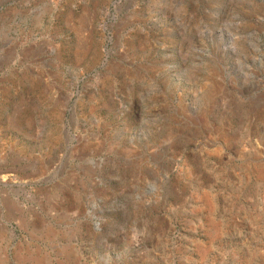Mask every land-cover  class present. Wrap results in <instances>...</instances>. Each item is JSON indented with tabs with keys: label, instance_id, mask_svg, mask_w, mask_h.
<instances>
[{
	"label": "rangeland",
	"instance_id": "rangeland-1",
	"mask_svg": "<svg viewBox=\"0 0 264 264\" xmlns=\"http://www.w3.org/2000/svg\"><path fill=\"white\" fill-rule=\"evenodd\" d=\"M0 264H264V0H0Z\"/></svg>",
	"mask_w": 264,
	"mask_h": 264
},
{
	"label": "bare ground",
	"instance_id": "bare-ground-1",
	"mask_svg": "<svg viewBox=\"0 0 264 264\" xmlns=\"http://www.w3.org/2000/svg\"><path fill=\"white\" fill-rule=\"evenodd\" d=\"M11 209H12V208H11ZM8 210H9V206H8ZM12 210H13V209H12ZM14 211L18 213V216H19V214H22V217H23V208H20V209H19V208H16ZM10 213H11V212H10ZM24 213H25V212H24ZM13 214H14V213H13ZM13 214H12V218H14V219H16V220H18V221H20V222H22V223H23V221H25V220L22 221V220H21L22 218H21L20 220H19L18 218H15V215H14V217H13ZM15 214H16V213H15ZM10 216H11V215H10ZM16 217H17V216H16ZM12 218H11V219H12ZM28 218L30 219V217H28ZM11 219H10V220H11ZM30 220H32V219H30ZM30 220H29V222H31ZM25 223H26V222H25ZM26 224H27V223H26Z\"/></svg>",
	"mask_w": 264,
	"mask_h": 264
}]
</instances>
